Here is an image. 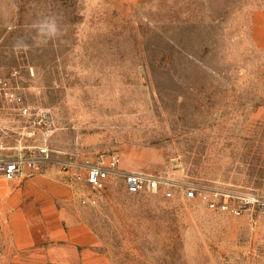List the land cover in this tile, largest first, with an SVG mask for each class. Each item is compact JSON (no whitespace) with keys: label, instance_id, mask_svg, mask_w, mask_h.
<instances>
[{"label":"rangeland","instance_id":"obj_1","mask_svg":"<svg viewBox=\"0 0 264 264\" xmlns=\"http://www.w3.org/2000/svg\"><path fill=\"white\" fill-rule=\"evenodd\" d=\"M261 6L0 0V76L54 115L46 168L117 152L122 171L157 181L138 194L120 177L101 191L79 184L78 215L98 238L102 264H264V214L212 213L183 193L264 197V48L252 33ZM45 20L61 33L47 43L36 38ZM23 125L11 109L2 113L0 143L15 146ZM87 198L95 204L82 205Z\"/></svg>","mask_w":264,"mask_h":264},{"label":"crops","instance_id":"obj_2","mask_svg":"<svg viewBox=\"0 0 264 264\" xmlns=\"http://www.w3.org/2000/svg\"><path fill=\"white\" fill-rule=\"evenodd\" d=\"M252 33L264 48V6L253 13ZM62 162L13 182L0 179V264H102L98 238L78 215L80 183Z\"/></svg>","mask_w":264,"mask_h":264},{"label":"built area","instance_id":"obj_3","mask_svg":"<svg viewBox=\"0 0 264 264\" xmlns=\"http://www.w3.org/2000/svg\"><path fill=\"white\" fill-rule=\"evenodd\" d=\"M14 111L24 125L18 133L16 145L7 147L0 143V179L13 182L20 177L42 173L53 161L50 141L55 130L54 115L48 107H31L8 78L0 76V115L7 110ZM36 137V143L26 142ZM120 157L112 152L94 162H74L72 157L63 163L64 170L73 178L94 191L104 190L110 178L120 177L126 192L138 194L150 191L156 180L139 173L119 169ZM188 200L199 199L212 213L240 217L258 212L264 214V197L254 192L232 191L226 188L188 186L184 189ZM167 198L172 192L167 186ZM94 199H82V205H94Z\"/></svg>","mask_w":264,"mask_h":264},{"label":"clouds","instance_id":"obj_4","mask_svg":"<svg viewBox=\"0 0 264 264\" xmlns=\"http://www.w3.org/2000/svg\"><path fill=\"white\" fill-rule=\"evenodd\" d=\"M60 29L54 20H45L37 25V40L47 43L55 40L60 36ZM16 50H29L27 44L18 43L14 46Z\"/></svg>","mask_w":264,"mask_h":264}]
</instances>
